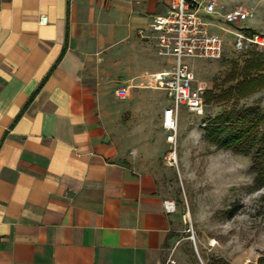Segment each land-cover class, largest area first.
Masks as SVG:
<instances>
[{
  "label": "crops",
  "instance_id": "obj_1",
  "mask_svg": "<svg viewBox=\"0 0 264 264\" xmlns=\"http://www.w3.org/2000/svg\"><path fill=\"white\" fill-rule=\"evenodd\" d=\"M168 3L0 0V264H164L177 216L145 160L167 105L138 113L170 66L137 29Z\"/></svg>",
  "mask_w": 264,
  "mask_h": 264
},
{
  "label": "rangeland",
  "instance_id": "obj_2",
  "mask_svg": "<svg viewBox=\"0 0 264 264\" xmlns=\"http://www.w3.org/2000/svg\"><path fill=\"white\" fill-rule=\"evenodd\" d=\"M220 2L223 15L235 3H242L249 16L230 23L223 15L213 14L209 18L210 31L224 42L221 56L213 60L184 57L197 80L213 92L228 84L223 80L234 63L239 69L251 51L264 52V48L254 47L236 50L232 44L235 30L264 34V0ZM153 58L162 67L171 66L174 59L156 53ZM139 93L143 106L138 113L140 119H149L147 102L157 103L160 108L170 104L163 90L143 88ZM240 104L263 109L264 88L240 98ZM226 105V101H206L203 96L201 115L181 105L175 144L165 140L166 132L159 125L164 146L158 152L154 149L145 160L156 175L162 196L173 203L177 216L175 242L168 254L173 257L175 246L183 248L187 264L193 260L199 264H256L260 259L264 262V180L256 182L252 153L233 146L220 147L205 133L208 120Z\"/></svg>",
  "mask_w": 264,
  "mask_h": 264
},
{
  "label": "built area",
  "instance_id": "obj_3",
  "mask_svg": "<svg viewBox=\"0 0 264 264\" xmlns=\"http://www.w3.org/2000/svg\"><path fill=\"white\" fill-rule=\"evenodd\" d=\"M223 4L220 0H169L166 12L157 14L145 27L138 28L141 37L152 36L157 54L170 56L172 65L156 72H144L141 86L163 90L170 104L162 110L161 126L166 132L165 140L175 144L177 134V118L181 105L189 111L201 115L203 113V96L206 86L197 80L192 68L184 57H197L213 60L221 56L224 49L222 38L210 31L212 15L222 16ZM225 19L236 23L249 16V10L242 3H235L228 10ZM46 16L40 17L45 22ZM149 32V33H148ZM232 44L236 50L254 47L264 48V34L247 33L241 30L232 31ZM119 87L114 90L117 98L128 96V88ZM168 205H174L167 201ZM177 261L171 253L166 256L164 264H175Z\"/></svg>",
  "mask_w": 264,
  "mask_h": 264
},
{
  "label": "trees",
  "instance_id": "obj_4",
  "mask_svg": "<svg viewBox=\"0 0 264 264\" xmlns=\"http://www.w3.org/2000/svg\"><path fill=\"white\" fill-rule=\"evenodd\" d=\"M240 66L233 64L224 77L228 83L218 92L207 89L205 100L226 101L218 115L208 120L205 133L220 147L233 146L238 150L252 153V168L256 172V182L264 180V108L238 105V100L264 88V52H250ZM262 259L256 264H262ZM264 264V262H263Z\"/></svg>",
  "mask_w": 264,
  "mask_h": 264
},
{
  "label": "bare ground",
  "instance_id": "obj_5",
  "mask_svg": "<svg viewBox=\"0 0 264 264\" xmlns=\"http://www.w3.org/2000/svg\"><path fill=\"white\" fill-rule=\"evenodd\" d=\"M172 154V158H173V156H175L173 153H171Z\"/></svg>",
  "mask_w": 264,
  "mask_h": 264
}]
</instances>
